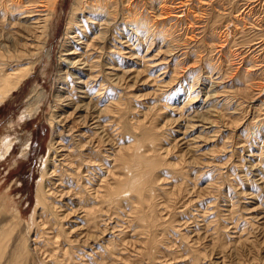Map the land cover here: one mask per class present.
Returning <instances> with one entry per match:
<instances>
[{"label": "rangeland", "instance_id": "374dc122", "mask_svg": "<svg viewBox=\"0 0 264 264\" xmlns=\"http://www.w3.org/2000/svg\"><path fill=\"white\" fill-rule=\"evenodd\" d=\"M19 1L0 47L36 65L0 105V264H264V0H56L35 42Z\"/></svg>", "mask_w": 264, "mask_h": 264}, {"label": "bare ground", "instance_id": "6f19581e", "mask_svg": "<svg viewBox=\"0 0 264 264\" xmlns=\"http://www.w3.org/2000/svg\"><path fill=\"white\" fill-rule=\"evenodd\" d=\"M11 1H13V0H7V2H11ZM44 0H39V4H38V6L37 7H35V8H31L30 9V6H32V5H27V6H25L24 4H26V3H24L25 2V0H20L19 2H17V4H16V9L14 10V9H12L13 11H19L20 9H22L23 10V8H25L24 10H26L25 12H24V14H28V16L27 17H25V18H28L29 20H28V23H30V26H29V28H28V30H24V32H27V33H29V34H32L30 37H32L33 39L31 40L32 42H35L34 40H35V38L36 37H34V32L36 31V29H39V30H41V32H39V34L40 33H42L41 35H45V33L47 32L48 33V31H49V27L50 26H48V24H49V22H50V19L51 20H53V15H54V12H55V6H56V0H52V2L50 1V3H49V5H47L45 2H43ZM99 1V0H98ZM87 6L86 7H88V10L89 9H91L92 10V8H91V3H90V1L86 4ZM5 6V5H4ZM25 6V7H24ZM33 7V6H32ZM105 9H107V8H105ZM74 14L72 13V18H74V16H73ZM35 20V21H34ZM76 20V19H75ZM31 21H34V23H31ZM86 22V21H85ZM74 24L75 23H73V19H72V21H70L69 23H68V27H67V29H66V32H67V35L66 36H69L70 35V31H72V30H74ZM76 29H79L80 30V28H76ZM81 31V30H80ZM77 33V32H76ZM74 34V33H73ZM44 35H43V37L41 38V39H43L44 38ZM49 36V35H48ZM48 36H46V37H48ZM72 36V35H71ZM45 37V38H46ZM74 37V36H73ZM27 39V38H26ZM31 39V38H30ZM27 41L28 42H30V40H28L27 39ZM30 44V43H29ZM82 44V42H80V44L79 45H81ZM31 45V44H30ZM41 46H40V48L41 49H44L43 48V46H44V43L43 44H40ZM45 45H46V43H45ZM78 45V44H77ZM2 46V45H1ZM26 46V45H25ZM28 46V45H27ZM20 47V46H19ZM29 49H31V48H29ZM40 49V50H41ZM69 52V51H68ZM78 48L76 47V49L75 50H72V51H70L69 53H66L65 55H63V56H65L66 58L63 60V62H65V63H68L69 64V66H72L74 69H77L78 67H77V65H81V63L80 62H75L76 60V58H78ZM40 53V52H39ZM19 55V54H18ZM22 55V54H21ZM28 55V54H27ZM27 55H24L23 56V58L22 57H16V55L14 56V54H13V52H12V49L10 50V49H8V48H6V47H0V105L1 104H3L4 103V101L6 100V98L8 97V96H10V95H12V93L14 92V91H16L20 86H21V84H22V82L24 81V80H26L27 79V77L34 71V67H35V65H36V63H34V64H32L31 62H30V64H29V66L28 67H21L20 68V66H21V64H20V62H22V61H24V57L26 56L27 57ZM14 56V57H13ZM30 56H34L35 57V55H33V54H29L28 55V57L26 58L27 60L28 59H30L31 60V58H30ZM62 61V60H61ZM80 61V60H79ZM13 62H17V64L15 65V66H11L12 64H10V63H13ZM82 65H83V63H82ZM68 66V65H67ZM83 66H85V65H83ZM71 67V68H72ZM81 67V66H80ZM70 68V67H69ZM72 68V69H73ZM85 69V68H84ZM107 69V68H106ZM77 71V70H76ZM127 73H129L128 71H127ZM127 73H125V74H127ZM70 76V75H69ZM127 76V75H126ZM65 78V77H64ZM75 80V79H74ZM81 79L79 78V81H80ZM60 81V80H59ZM65 81V80H64ZM77 81V80H76ZM76 81H75V83H76ZM82 82V81H81ZM78 83V82H77ZM69 90V89H68ZM57 97V96H56ZM59 98V97H58ZM60 98H62V99H59V100H62V104L61 105H67L66 106V108L67 107H69V108H72L73 109V107H70L71 106V103H68V100H65V98L64 97H60ZM67 99V98H66ZM59 103V102H58ZM65 103V104H64ZM90 104H82V106H79L78 108H76L74 111H75V113H77V115H79L80 113H82L83 111V109L85 108V106H86V108L88 109V106H89ZM95 107V106H94ZM65 111V110H64ZM73 111V112H74ZM73 114V113H72ZM72 114H71V116H72ZM94 114V113H93ZM28 115V114H27ZM62 116V115H61ZM69 116V115H68ZM59 117V116H58ZM25 118V117H24ZM79 119L80 118H82V115L81 116H79L78 117ZM59 119H61V118H59ZM85 120H84V122H86L87 120H86V118H84ZM57 120V119H56ZM93 120V119H92ZM63 122V120L61 119V120H59L57 123H61L62 124V122ZM87 123V122H86ZM100 123V122H99ZM97 124H98V122H97ZM69 132V131H68ZM9 139V137H7V139H6V141L4 140L3 142H5V145L3 146V148L2 149H0V154H4V155H7V154H9L10 152H11V150L12 149H14V147H13V145H14V143L12 142V141H9L8 140ZM149 141V140H148ZM155 146L153 143H152V141H151V146ZM2 147V146H1ZM136 149H137V147H136ZM56 150V149H55ZM55 152V151H54ZM53 154V153H52ZM134 155V154H133ZM1 156V155H0ZM129 160V159H128ZM132 160V159H131ZM138 160V159H137ZM136 160V161H137ZM123 161V160H122ZM139 161V164H141L142 163V165H143V163H145L144 164V166H145V168H144V170L142 171V170H139L138 171V174H137V176H136V178L134 179V180H131L130 181V187H129V189H131L132 188V190L134 191V188L136 189L135 191H137L136 193L137 194H139L138 196L139 197H141L142 198V200L143 201H146L147 199V197L145 196V194L149 191L148 190V185L146 186V188H141L142 186H144V185H142V180H143V178H145V177H147V176H149L150 174H153L155 171H156V169L159 167V165H158V167L156 168V166L154 165V162H156L155 160H150V159H147V160H143V159H139L138 160ZM125 162H126V160H125ZM125 162H123V163H121V164H123V166H126V165H128L129 163H130V161L129 162H127V164L125 163ZM159 163V162H158ZM120 164V165H121ZM160 164V163H159ZM132 165V164H131ZM122 166V165H121ZM44 169H46V168H44ZM47 171H48V169H46ZM45 170V171H46ZM46 176H47V174L44 172L43 173V177H42V179H41V183H43L44 182V179L46 178ZM42 185V184H41ZM135 186V187H134ZM134 187V188H133ZM42 187L40 186V189H41ZM119 190H121V188H118V189H115L114 191H112L111 192V196H115V198H118V199H120L121 197H120V194H119ZM140 191V192H139ZM41 193V190H39V195H40V197L39 198H37V200H38V204H37V206H39L40 204H42L44 201L43 200H40V198H41V196H42V194H40ZM46 198V197H45ZM44 198V199H45ZM47 201V200H46ZM48 203V202H47ZM47 205V204H46ZM147 206V205H146ZM40 207V206H39ZM151 208V207H150ZM150 213V212H149ZM149 218V217H148ZM151 231V230H150ZM151 233V232H150ZM4 240V239H3ZM0 249H2L3 248V246H2V243H0ZM24 253V252H23ZM23 262V261H22Z\"/></svg>", "mask_w": 264, "mask_h": 264}]
</instances>
